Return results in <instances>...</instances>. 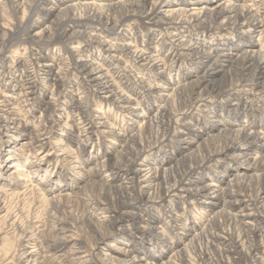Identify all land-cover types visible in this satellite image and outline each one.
I'll list each match as a JSON object with an SVG mask.
<instances>
[{
  "label": "bare ground",
  "instance_id": "bare-ground-1",
  "mask_svg": "<svg viewBox=\"0 0 264 264\" xmlns=\"http://www.w3.org/2000/svg\"><path fill=\"white\" fill-rule=\"evenodd\" d=\"M0 12L5 21H8L5 14L13 19V27L0 25L1 31H5L0 37V67L9 63L14 48L26 45L33 38L27 55L18 62L21 72L14 74L19 95H8L0 89V97L12 100H0V112L5 113L0 119L18 121L16 105L23 104L22 108L29 111L40 98H49L44 112L63 117L77 116L80 135L90 142L88 145L83 143V146H89L94 145L98 133L102 137H123L105 117L93 118L90 115L95 102L113 103L127 119L135 122L136 116H146L139 115L140 111L157 90L163 89L162 97L166 98L161 104L153 106L147 117L149 124L157 128L155 142L145 147L138 134L134 135L126 140L129 150L119 160L114 162V158L104 152L99 162L101 171L111 169L104 176L107 178L104 185L113 193L122 190L125 195V201L119 200L116 206L121 207L119 213L126 214L122 210L134 206L135 202H131L134 196L144 197L157 191L158 205L167 208L170 214L167 216V227L179 230L180 240L190 241L186 248L174 254L173 259H184L189 264L184 253L189 251L192 243L205 240L219 264H264V217L254 212L257 204L264 199V183L259 184L258 191L253 195L246 183L249 172L264 170V49H256V43H253L256 36H264V0H247L243 4L240 0H0ZM155 30L157 33L152 32ZM130 31L135 32L129 36ZM248 35H254L252 40L245 39ZM77 40H86V44L75 49ZM156 41H162L161 46L169 47L166 55L158 49L154 51L152 45ZM57 45H63L60 47L65 52L60 55L61 64H55L54 56L45 53V49L56 48ZM94 46L105 54L96 55ZM67 55L71 59L69 64L66 63ZM195 60L199 62L188 72ZM73 70L78 71L83 81L78 85L77 94L70 96L64 87ZM146 70L156 83L150 84L147 78L137 76L136 71L145 74ZM8 73L13 74L14 71L4 73L0 80H10ZM221 74L229 75L235 81L234 87L215 85ZM116 78L120 82L125 80L122 90ZM133 78L135 89L130 83ZM42 84H46L45 90L52 88L48 90L51 96L48 97V92L40 88ZM203 86L205 90L200 91L195 102L198 108L205 106L212 109L209 117L226 116L223 114L225 110L221 115L218 110L225 108L222 105L227 103L233 115L242 113L247 119L241 125L240 135L231 139L224 151L227 155L238 153L237 159L245 164L223 176H216L217 180L208 183L205 180L193 181L190 171L185 175L177 173L178 169L175 171L173 166H169L175 158L168 155L160 160L161 168L148 160L149 150L160 152L163 148H171L180 153L194 143L200 146L197 140L202 139L204 134L228 130L220 128V121L214 120L208 125L205 119H192L184 111L171 110L173 97L184 99L194 96ZM80 91L85 95L80 96ZM125 91L133 93L134 98ZM198 108L197 111L200 110ZM260 109L262 115H254ZM233 120L239 122L236 118ZM35 131L39 133L30 143H41V147L48 145L47 140L53 135L52 126L39 125ZM54 146L58 148L60 144ZM51 155L47 153L46 157ZM71 155H76V152H71ZM71 155L68 150L59 153L64 160L72 158ZM239 169L246 172L237 173ZM120 173L132 181V185H114ZM21 195L13 194L14 197ZM147 202L157 205L153 198ZM181 203L188 207L197 204L206 212L207 220L203 228L192 221L185 222L184 213L188 208L185 211ZM101 205H104L101 200L94 199L90 201L89 208L95 210ZM108 205L110 210L116 209L114 204ZM101 215L110 218L103 213ZM151 220L156 221V218L151 217ZM106 222L114 224L110 220ZM59 230L64 233L67 229L62 225ZM155 231L156 228L152 227V232ZM61 242L68 243L64 237ZM81 252L77 250V253ZM125 254L132 253L128 250ZM121 264L156 263L152 256L145 254L142 258L135 255Z\"/></svg>",
  "mask_w": 264,
  "mask_h": 264
},
{
  "label": "rangeland",
  "instance_id": "rangeland-1",
  "mask_svg": "<svg viewBox=\"0 0 264 264\" xmlns=\"http://www.w3.org/2000/svg\"><path fill=\"white\" fill-rule=\"evenodd\" d=\"M165 1L162 0V2ZM243 1L247 0H240L242 4ZM5 16L8 21L3 19L0 12V25L6 26L9 24L13 27L12 17L9 14H5ZM41 17L45 16L41 15ZM36 31H31V34ZM142 31L145 32V29ZM160 31H163V29H160ZM4 32L3 29L1 31L0 27V37ZM134 32L130 31L128 35L131 36ZM152 32L157 33L156 30ZM253 36L248 35L245 39L249 40ZM31 39L33 40V38ZM32 40L29 39L26 45L14 48L10 53L9 63L4 67H0V78L4 73L14 71L13 74L8 73V76L11 77L10 80H0V89L3 92H8V95L17 93L13 96L17 97L19 95V90H16L18 84L15 82L14 74L21 72L22 68L18 66V62L21 57L27 55V48L33 44ZM161 43L162 41H156L152 47H154V51L158 49L160 53L166 55L169 47L161 46ZM253 43H256V49H264V36L262 38L256 36ZM84 44H86V40H77L74 47L79 49ZM60 46L63 47V45H57L56 48L52 46L50 49H45L46 54L48 52L54 56L55 64H61L60 55L65 54ZM94 47L96 55L101 53L103 56L105 54L97 46ZM197 62L199 61L195 60L190 65L188 72L195 68ZM66 63H71L68 55ZM60 66L64 67L65 65ZM68 68L72 69L70 65H68ZM225 69L228 70V68ZM148 73L147 70L145 74L136 71L137 76L140 78H147L150 84L156 83L157 81ZM134 79H131L130 83L135 89ZM115 80L117 84H120L122 90V83L125 80L123 82H120L117 78ZM82 81V76L78 71L73 70L71 79L64 87L66 94L70 96L77 94L76 90ZM234 84L235 81L230 79L229 75L224 74H221L215 82V85H223V87H234ZM44 87H46V84L40 85L44 92L52 90L50 87L45 90ZM114 88L119 91L116 87ZM204 90L205 87H201L198 90L199 92H196L197 94L188 96L190 99L187 96L184 99L173 97L174 99L170 101L171 110H175L174 112L184 111L192 119H205L208 125L212 124L214 120L220 121L222 123L220 128L226 127L228 130L224 132L218 130L213 133L210 132L208 135L204 134L202 139L197 140L202 146L200 147L198 143H194L191 148L183 150L185 153H179L177 149L171 148H163L160 152L159 150L155 152L149 150L148 160L157 163L161 168L162 163L160 160L168 155L175 158L170 161L169 166H173L175 171L178 169L177 173L180 172L185 175L191 172L190 178L193 181L205 180L208 183L214 179L217 180L216 176H223L231 169L245 164L244 161L237 159L238 153L227 155L224 151L231 139L240 135L241 125L247 119L242 113L237 114L238 116L233 115V112L227 108V103L220 104L225 108L221 107L218 110L220 115L224 112L223 114H226V116L209 117L212 114V109L205 106L198 108L195 102ZM125 92L134 98L133 93L130 91ZM164 92L163 89L156 91L152 99L144 105L143 111L139 113V115H146L145 118L142 116L139 118L136 116L135 118L134 116L132 118H135V122H132L129 118L127 119L126 115L118 110L117 105L104 103L103 101L95 102L96 104L94 103L91 107L90 115L93 118L96 116L105 117L106 121L114 127V130L117 129L123 137H102L98 133L94 138V145L89 146H83V143L88 145L90 142L80 135L81 131L77 124V116L66 115L63 117L59 114H46L44 112L48 107L46 102L49 98L48 100L47 98H40L35 103V107L32 106L34 108H30L29 111L22 108L23 104L16 105L15 107H18L19 111V116L16 117L18 121L11 122L8 119H0L2 122H0V264H121L124 260L131 259L135 255L142 258L145 254L152 256L156 264H188L184 262V259H177L179 262L173 259L174 254L178 250L186 248L190 241L180 240V231L170 230L167 227V216L170 214L167 208L158 205V201H160L158 192H150L151 194L144 197L134 196V200H131L132 203L135 202L134 206H131L130 210L128 209L129 211L122 210L126 214L121 215L119 213L121 207L116 206L119 200L125 201L123 198L125 195L122 190H116L113 193L104 185L107 179L104 176L111 169L101 171L99 164L103 159L104 152L114 158V162L119 160L122 154L129 150L125 145L126 140L134 135L138 134L140 142L145 147H150L155 142L157 128L149 124L147 117L151 113L150 110L154 109L153 106L161 104V101L166 98L165 96L162 97ZM234 94L237 96V92H234ZM79 95L84 96L85 94L80 91ZM47 96L49 97L51 94L48 92ZM0 100L12 102L4 96L0 97ZM60 107H63V105ZM196 107L200 110L197 111ZM261 111V109L256 111L254 115H262ZM0 116H5V113L0 112ZM45 117L47 121H45ZM232 117L239 122H233L235 119L233 120ZM44 124L48 127L52 126L53 131L51 139L47 140L48 145L41 147V143L31 144L30 142H34L33 138L39 133L35 129L38 130L39 125ZM56 143L60 144L58 148L54 146ZM63 150H68L70 155L71 152H76V155H71L73 157L70 159H61L59 153H62ZM47 153L52 155L46 157ZM184 155L190 157H184ZM217 155L219 157H216ZM10 164H14V166H10ZM244 172H246L245 169L237 171V173ZM248 175L250 176L246 183L253 195L264 183V170L252 171ZM114 182L116 186L132 185V181H129L122 173ZM15 193H21L22 195L14 197L13 194ZM43 197L45 198L43 199ZM150 198H153L157 205L152 206L149 204L147 201ZM94 199L101 200L104 205L95 210L90 209L89 203ZM43 200H46L47 203ZM172 201H175V199H172ZM108 204H114L117 210H110ZM181 206L186 208L185 211L188 208L184 213L185 222L192 221L197 223L200 228L204 227L207 214L200 209L199 205L188 207L187 204L181 203ZM254 212H258L264 217V199L257 204ZM101 213L108 215L107 217L110 218H103ZM151 217L156 218V221L151 220ZM106 220H110L114 224H110ZM61 224L67 229L64 233L59 230ZM152 227L156 228L155 232H152ZM63 237L67 239L68 243L63 244L61 242ZM77 250L82 252L77 253ZM128 250L131 251V255L125 254ZM188 250L187 253H184V258L186 257L190 262L189 264H219L215 254L210 249L208 250L205 240L192 243Z\"/></svg>",
  "mask_w": 264,
  "mask_h": 264
}]
</instances>
